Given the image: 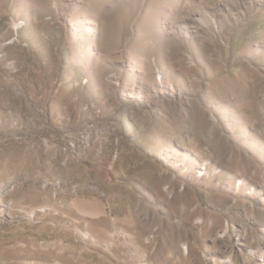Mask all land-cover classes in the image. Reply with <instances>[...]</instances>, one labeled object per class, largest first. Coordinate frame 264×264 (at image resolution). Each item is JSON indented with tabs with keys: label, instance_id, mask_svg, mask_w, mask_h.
Instances as JSON below:
<instances>
[{
	"label": "rangeland",
	"instance_id": "1",
	"mask_svg": "<svg viewBox=\"0 0 264 264\" xmlns=\"http://www.w3.org/2000/svg\"><path fill=\"white\" fill-rule=\"evenodd\" d=\"M108 1L0 0V264H185L186 244L195 264H213L218 251L260 263L264 0H204L227 23L201 32L200 46L169 37L171 82L202 96L215 128L193 104L184 117L180 106L146 102L162 95L157 74L129 57L154 0H112L91 50L80 39V24L94 26L86 9ZM181 56L198 70L182 74L173 64ZM143 81L151 89L133 92ZM226 147L247 155L244 174L221 162ZM173 176L180 197L164 203L157 192ZM196 203L211 225L192 224L202 216L190 211ZM139 204L153 224L136 215ZM168 235L178 236L179 255Z\"/></svg>",
	"mask_w": 264,
	"mask_h": 264
},
{
	"label": "bare ground",
	"instance_id": "2",
	"mask_svg": "<svg viewBox=\"0 0 264 264\" xmlns=\"http://www.w3.org/2000/svg\"><path fill=\"white\" fill-rule=\"evenodd\" d=\"M111 2L112 0H109L108 2H105L104 4L100 6L89 7L84 12V13H90V15L86 16V18L89 22L91 21V23H93L94 26L88 25L85 27L82 24H80V27L78 28V30L82 31V33L79 34L80 39L84 38V36L88 37L89 42H90L89 43L90 45L88 47L90 48V50L92 46L95 45L97 38L100 36L99 32L97 31L98 27L96 25L100 23V21L103 18L106 17L109 11L108 6H109V3L111 4ZM125 2H127V0ZM128 7L126 6L125 10L121 9L122 11H120L118 21L124 20L126 16L130 14ZM228 8L230 9V7ZM241 15L242 13L238 12L234 18L237 20L241 17ZM227 19H228L227 13L224 12L223 8H221L219 4L209 5V3L204 0H154L152 2H149L148 8L146 9L145 13L142 16V25L146 27V31L145 32H142L141 30L138 31V34L136 36L137 42L133 45V49H132V52L136 51L135 52L136 55H133V57L131 55L129 57V59L133 61V62L131 61L132 63L141 66V68L144 69L145 72L157 74L156 82H157V85L160 87L162 95L157 97L156 99H151V100L146 101L148 104L151 103L152 101L157 100L167 105L172 104L174 106H180L181 107L180 109L183 110L184 117L190 114V110L185 105L193 104V106H198V108H200L199 118H200V121L204 123V125L206 126L210 125L213 128H215V126L217 127L219 126L214 115L209 110L201 106L202 96L200 97L192 93V90L189 91V89L187 92L183 91L179 87V85L177 86V83L174 84L171 82L170 77H169V72H170L169 66L171 63L169 64L166 62V59H167L166 55L170 52L168 41H169V37H171L172 35H184V36L194 39V41L196 42L198 39L202 37L201 32L208 33L210 31H215V30L219 31L220 27H223L224 25L223 23H227L225 22L227 21ZM156 45H160V48L158 50V54L154 56V58H152L150 53L153 51ZM197 45L200 46L199 43L196 42V46ZM199 52H200V49L198 51V54H200ZM195 57H197V54L195 55ZM203 59L204 60L206 59L205 56L199 57V60L202 61ZM195 61L197 60H194L193 58H187V57L184 58L181 56L180 58L176 60V62H173V64L178 65V67H182L183 69L181 70V72L182 74L186 75L189 71H192L195 69V72H196V70H198V67H197L198 65H196ZM154 68H157V71ZM247 68L249 70V67ZM171 70H172V67H171ZM145 72L141 73L143 77L145 75L144 74ZM245 73H242L240 76L244 78ZM165 85L170 90H166L164 88ZM131 88L133 89V92L136 89L139 90V92L142 90L146 92L151 89V86L148 82L143 81L139 87L136 88L134 85H132ZM220 160L221 162L225 161V163L229 167L234 168L236 170L235 175L244 174L246 172V167L244 166L245 165L244 162H249V158L247 157V155L243 154L239 150L238 151L235 150L233 152L228 147H226L225 149H222ZM251 173L254 174V172H251ZM237 180L242 181L241 185L244 184L243 179L237 178ZM179 193L180 192L178 191L176 178L173 176L170 178V184L168 185V187L162 190H159L157 192V196H161V201H163L164 203L171 204V203H176L178 201L180 197ZM232 201L236 202L237 199L232 198ZM190 208H191L190 211L192 210H193L192 212L198 211L200 212L199 215L202 214V216H199L200 218L197 217L198 219L195 222L191 221L193 225L194 224L195 226L196 225L198 226L199 225L201 226L211 225V223L208 222V220L203 218V215L204 216L209 215L210 213L209 210H208L209 212L208 213L197 203L190 206ZM180 210H185V209L181 208ZM175 211L178 212L177 210ZM140 212H143V213H140ZM136 215L139 218L141 217L142 221L146 222L147 224H150V223L153 224L155 222V219H153L151 215L149 214L148 209H146L144 206H141L140 204L138 205V208L136 209ZM158 216L161 219L163 218L160 215ZM208 217L209 216H207V218ZM254 221L256 223H259V222L261 223L262 227L260 228L259 231L262 234H264V222L261 221L259 216H257L254 219ZM241 226L244 227V229L246 227L245 224L243 225L241 224ZM238 235L240 238L239 240L243 241L242 243H240V245L245 250L247 251L255 250V248H251L250 246L251 242L250 243L247 242L244 233H240ZM260 239L262 238L260 237ZM168 240L171 243L172 248L177 250L178 255H179V251L177 249V246L179 244L178 236L168 235ZM185 246L188 250V257L183 258L184 255H181V259L184 261L185 264H195L194 253L192 252L190 247L187 246V244ZM222 246L225 248L228 247L225 244H222ZM256 246L260 248L259 256H260L261 262L260 263L252 262V261L245 259L248 264H264V241H261L260 244H256ZM239 250L242 251V248H240ZM211 259H212L213 264H238L236 258L230 256V254L225 256V252L223 251H218V255H216V257L214 258L212 257Z\"/></svg>",
	"mask_w": 264,
	"mask_h": 264
}]
</instances>
